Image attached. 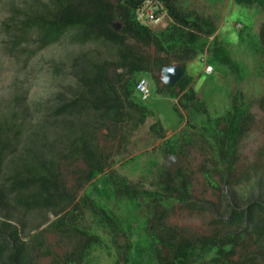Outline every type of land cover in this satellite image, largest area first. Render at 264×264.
I'll use <instances>...</instances> for the list:
<instances>
[{"label": "trees", "instance_id": "1", "mask_svg": "<svg viewBox=\"0 0 264 264\" xmlns=\"http://www.w3.org/2000/svg\"><path fill=\"white\" fill-rule=\"evenodd\" d=\"M156 1L170 19L158 29L137 18L145 0H9L2 42L10 57L30 59L62 40L105 51L101 59L87 52L73 58L72 94L57 93L43 106V114L62 133L52 136L45 118L43 124L32 125L27 145L21 146L29 117L24 95L15 94L13 110L0 113V264H38L44 256L51 257V264H91L96 249H103L113 264H264V167L254 161L251 172L238 170L239 142L254 122L250 103L238 88L229 95L228 109L212 117L186 70L170 86H158L156 75L165 66H186L204 53L212 67H225L237 80L245 66L219 40L212 18L185 10L180 0ZM233 1L264 11V0ZM251 48L262 57L264 77V22ZM145 76L157 85V93L177 98L173 110L185 121L168 137L160 120L149 125V132L162 140L159 149L165 157H185L197 141L204 157L199 171L208 187L221 191L251 181L259 188L243 203L242 196L228 190L225 206L214 208L209 233L189 234L168 223L177 205L189 211L213 209L211 201L192 195L183 167L166 170L156 163L154 172L149 162L141 174L144 179V173L151 174L150 186L108 169L111 154L101 146L98 133L104 130L108 139L127 145L131 132L155 115L135 90ZM258 106L264 111V94ZM77 162L81 166L70 172L75 184L68 187L61 163L68 168ZM85 210L95 227L83 224ZM34 213L41 215L40 225L49 220L48 213L54 218L29 233L26 221ZM46 233L67 249L54 252Z\"/></svg>", "mask_w": 264, "mask_h": 264}, {"label": "rangeland", "instance_id": "2", "mask_svg": "<svg viewBox=\"0 0 264 264\" xmlns=\"http://www.w3.org/2000/svg\"><path fill=\"white\" fill-rule=\"evenodd\" d=\"M22 0H14L20 3ZM180 5L185 10H192L203 16L212 18L218 29L217 37L230 49L234 59L242 62L245 66V74L242 79L237 80L235 75L228 72L225 67L213 64L214 70L211 74L204 72V63L202 58H206V53L197 56L188 61L185 70L192 76L191 86L195 90L198 99L203 100L209 114L214 117L223 114L230 105V94L236 92L239 88L244 97L250 103V111L254 115V122L249 131L241 138L239 142V163L238 170L251 172V165L257 161L264 167V111L258 106L259 98L264 94V77L261 75L262 57L251 48L253 43L258 42V33L261 24L264 22V11L258 6H244L233 0H180ZM9 0L0 2V113L13 110L12 98L15 94L24 95L25 107L28 112V129L24 133L23 143L27 145L31 137L32 125L43 124L46 116L43 114V106L50 104V100L57 93H63L66 96L72 94L76 86V77L72 72L73 58L87 52L89 56L103 58L104 49L93 45H70L66 40L50 45L39 50L32 58L25 59V56L18 58L10 57L3 51V39L5 38L2 21L9 14ZM169 17L165 16L160 24L152 25L151 28H163L168 22ZM115 28L119 26L116 22ZM172 65H180L173 63ZM160 80L158 86L163 83L165 77L164 71L156 72ZM146 77V76H145ZM150 98L146 104L155 110L154 116H149L131 136L127 145H119L116 140L108 139L105 131L98 133V140L103 149L111 154V162L108 169H115L118 173L126 175L133 181H143L145 186H150L154 181L150 173H144V179L141 174L142 169L148 167L152 162V168L155 172V164L163 163L169 156H164L159 146L161 139L155 138L149 132V125L155 120H160L165 129V135H175L183 126L185 121H181L173 110V105L177 103V98H172L165 94H159L156 91L157 85L148 77ZM21 111L22 108L16 109ZM186 115V112H182ZM85 118V117H83ZM53 118L48 117L45 125L49 133L60 134L61 129L57 123H51ZM84 119H82L83 121ZM53 124V125H52ZM199 145L195 142L187 148L186 156L182 157L179 166L188 171L191 180L192 195L198 200L205 199L211 201L213 209L189 211L180 206H176L168 217V223L183 228L189 234H205L211 231L210 221L215 215V207L220 203L225 206L224 195L229 191L242 196L240 202L247 201L252 193L258 191L255 183L244 182L238 186L222 187L221 191L208 187L199 167L203 161V155L200 153ZM59 149L57 146L56 150ZM62 164L64 179L68 187L75 184L74 176L70 173L74 166H81L78 162L72 167ZM143 179H142V178ZM223 195H222V193ZM82 190L78 191V195ZM222 200V201H221ZM204 205H207L203 202ZM48 221L41 224V215L34 213L27 220V229L29 233H34L44 228L48 222L54 218L52 213H48ZM39 224L38 229L35 228ZM83 224L95 227L90 213L84 211ZM46 243L50 245L54 252L61 253L67 249L65 244L59 242L54 234H45ZM123 243V239L118 238ZM93 259L91 264H113V259H109L103 249H96L91 254ZM38 264H51V257H39Z\"/></svg>", "mask_w": 264, "mask_h": 264}, {"label": "built area", "instance_id": "3", "mask_svg": "<svg viewBox=\"0 0 264 264\" xmlns=\"http://www.w3.org/2000/svg\"><path fill=\"white\" fill-rule=\"evenodd\" d=\"M156 10H160L156 12ZM167 16L164 6L161 2L156 0H145L143 5L137 10V18L143 24H147L150 27L152 25L160 24L162 19ZM204 63V72L206 74H211L213 72L212 65L206 61V58H202ZM135 90L138 93L140 100L147 102L150 98V90L148 85V80L144 77L140 78L136 85Z\"/></svg>", "mask_w": 264, "mask_h": 264}, {"label": "water", "instance_id": "4", "mask_svg": "<svg viewBox=\"0 0 264 264\" xmlns=\"http://www.w3.org/2000/svg\"><path fill=\"white\" fill-rule=\"evenodd\" d=\"M185 66L183 65H169L162 68L165 77L163 83L170 86L173 85L183 74ZM182 162V157L176 154H171L169 157L163 161L162 165L166 170H173L177 168ZM175 264V263H174Z\"/></svg>", "mask_w": 264, "mask_h": 264}]
</instances>
